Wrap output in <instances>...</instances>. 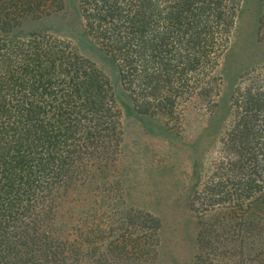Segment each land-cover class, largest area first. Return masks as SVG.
<instances>
[{"label": "trees", "instance_id": "1", "mask_svg": "<svg viewBox=\"0 0 264 264\" xmlns=\"http://www.w3.org/2000/svg\"><path fill=\"white\" fill-rule=\"evenodd\" d=\"M246 3L78 0V14L135 111L179 125L189 106L219 113L218 62ZM63 8L64 0H0V264H76L79 252L104 242L101 228L82 227L79 243L55 233L60 195L72 188L89 196L68 219L91 216L90 189L116 160L123 136L112 84L96 65L45 31H23L27 20ZM228 103L218 156L192 196L196 213L221 219L202 226L200 251L263 264L264 61L240 75ZM142 220L154 233L162 228L160 219Z\"/></svg>", "mask_w": 264, "mask_h": 264}, {"label": "rangeland", "instance_id": "2", "mask_svg": "<svg viewBox=\"0 0 264 264\" xmlns=\"http://www.w3.org/2000/svg\"><path fill=\"white\" fill-rule=\"evenodd\" d=\"M23 29L45 31L95 64L110 80L121 111L122 141L104 179L90 189L91 216L75 212L74 218L68 219L70 208L76 203L80 208L83 198L89 196L85 187L79 185L60 195L57 236L79 243L82 227L93 233L103 230L104 242L92 243L88 255L79 252L76 264H257L253 257L238 261L232 251H200L202 226L209 225L208 219H221L212 213H196L192 196L206 181L218 156L228 99L240 75L264 61V0H247L230 44L219 59V113L210 115L201 106H189L179 125L135 111L115 64L85 33L78 0H64L62 10L29 19ZM146 216L160 219L161 230L154 233L145 225L142 217Z\"/></svg>", "mask_w": 264, "mask_h": 264}]
</instances>
